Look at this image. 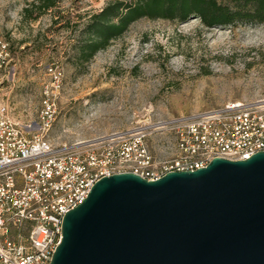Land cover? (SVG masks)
<instances>
[{
	"label": "rangeland",
	"instance_id": "obj_1",
	"mask_svg": "<svg viewBox=\"0 0 264 264\" xmlns=\"http://www.w3.org/2000/svg\"><path fill=\"white\" fill-rule=\"evenodd\" d=\"M134 1L56 0L39 12L38 0H0V108L35 130L46 70L58 67L57 114L45 137L54 148L76 149L147 122L264 99V24L142 19L89 62L78 61L90 18Z\"/></svg>",
	"mask_w": 264,
	"mask_h": 264
},
{
	"label": "built area",
	"instance_id": "obj_2",
	"mask_svg": "<svg viewBox=\"0 0 264 264\" xmlns=\"http://www.w3.org/2000/svg\"><path fill=\"white\" fill-rule=\"evenodd\" d=\"M46 75L35 130L0 108V264H50L64 215L102 178L133 173L154 181L215 158L241 161L264 152V99L147 122L82 148H54L45 134L57 114L62 72L50 65Z\"/></svg>",
	"mask_w": 264,
	"mask_h": 264
},
{
	"label": "water",
	"instance_id": "obj_3",
	"mask_svg": "<svg viewBox=\"0 0 264 264\" xmlns=\"http://www.w3.org/2000/svg\"><path fill=\"white\" fill-rule=\"evenodd\" d=\"M61 232L50 264H264V152L102 178Z\"/></svg>",
	"mask_w": 264,
	"mask_h": 264
},
{
	"label": "trees",
	"instance_id": "obj_4",
	"mask_svg": "<svg viewBox=\"0 0 264 264\" xmlns=\"http://www.w3.org/2000/svg\"><path fill=\"white\" fill-rule=\"evenodd\" d=\"M41 12L55 6L56 0H38ZM195 18L208 28L230 27L240 23L264 24V0H135L107 5L93 15L86 26L88 38L77 51V60L89 62L110 41L118 39L129 26L142 19L184 23Z\"/></svg>",
	"mask_w": 264,
	"mask_h": 264
}]
</instances>
